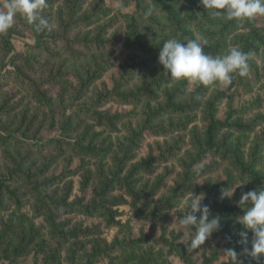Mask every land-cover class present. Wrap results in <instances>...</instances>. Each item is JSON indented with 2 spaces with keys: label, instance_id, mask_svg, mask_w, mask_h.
<instances>
[{
  "label": "trees",
  "instance_id": "obj_1",
  "mask_svg": "<svg viewBox=\"0 0 264 264\" xmlns=\"http://www.w3.org/2000/svg\"><path fill=\"white\" fill-rule=\"evenodd\" d=\"M77 1L75 0L74 4L69 7L68 15L73 14V8ZM130 1L134 3L132 11L120 15V20L113 17L98 24L93 31L94 35L88 41H81L82 47L90 50L93 58L90 59L91 64L89 63L87 69L83 70L86 74L85 80L79 76L80 82L76 90H73V96L70 97L66 106L61 107L62 119L59 123L61 133L42 142L29 139L28 136L24 137L21 133L16 134V130H10L0 123V146L24 149L28 155L35 149L40 154V149L48 148L50 150V153L41 154L45 163L44 168L60 159L67 162H71L75 158L79 160L73 170L65 169L60 174H53L43 184L34 182L31 186L33 190L30 193L34 198V203L31 206L34 217H42V223L34 222L25 212H14L7 220L1 221L0 259L6 260L3 261L4 264H18L20 258L27 256L31 258L32 264H96L101 259H109L110 264H168L165 263V260L158 261L149 258L152 256L151 254H138L133 251L124 260L117 263L116 256L112 257L111 253L114 252L116 245L120 247L121 241L115 244L105 243L104 246H100V243L93 239L91 240L93 242L92 249L89 253L86 248L89 240L85 241V239L98 233V225L94 224L91 228L83 227L80 224L71 225L69 219L60 221L58 218L61 215L78 213L86 217L100 218L107 226H115L119 224L116 219L118 212L113 207L128 204L138 218L148 220L159 215L169 221V216L166 217L158 212L142 213L136 204L139 199L138 194L143 190V188L142 190L136 189L139 180L137 177L141 174L153 173L157 162L177 157L180 153L179 141L183 136L180 134L178 140L171 145L165 143V147L161 148L157 155L150 152L139 161H131L135 158L134 151L137 150L144 131L149 132L153 137H167L176 132H182L193 121L190 114L194 112L200 114L199 119L203 124V133L200 136H194L191 152H186L190 162L182 165L183 171L175 180L174 191L177 190L182 196L192 193L216 197L222 191H228L229 188L236 187L240 183L252 186L263 185L264 187V171L258 169L261 166V149L258 144L254 146L253 150L245 151L239 141L229 145L224 142L218 144L216 141V137L222 129L233 128L243 132L250 129L251 126L244 125L237 120L233 122L219 120L216 117L217 109L214 102L217 96H215V100H213L214 96L210 99L206 97L208 86L199 85L188 98H185L187 81L173 80L165 72L163 66L158 63L160 47L167 39L176 38L186 41L195 38V32L190 28L189 22L186 20L187 17L181 18L177 8L166 0H151L152 4H146L142 0ZM154 3L164 18L162 23H159L157 16L151 12ZM197 6L204 8L199 3ZM101 13L102 10L96 7L91 14L81 17L78 21H86L88 17H91L93 23H96L102 18ZM72 22L74 23V20ZM238 23L239 20L226 21L223 18L220 22L206 18L200 21L197 27L201 29L205 26L211 28V25L219 27L218 32H209V30L198 32L208 41L205 51L214 56L221 55V51L227 46L226 35L232 33L238 27ZM86 24L88 26L89 22ZM118 24L120 26L116 28L115 32L106 37L109 27ZM32 28L35 36L28 47L45 51L49 46L47 45L48 39L43 38L41 31H36L35 25H32ZM158 33H165L166 37H158ZM258 34L259 28L252 25L247 36L236 33L230 38V41L233 45L243 43V47L248 48L251 45L250 39L261 40L257 36ZM57 37L53 41H57L59 39ZM73 43V40L64 42V47L67 51L69 49L70 53H72L71 45ZM6 45L8 51H13L12 58L16 56L18 52L16 48L14 49L12 32L8 34ZM117 46H122L124 50L131 52L134 60L130 63L124 62L119 66L122 72L117 79L113 77L112 89L104 88V93H99L92 102L77 103L76 101L79 97H83L92 82L101 77L113 65L112 56L104 57V55ZM245 51L247 50L245 49ZM51 54L48 52L46 55ZM134 54H140L146 58L137 62L138 55ZM34 61L35 59L28 55L23 61L24 66L12 62L11 68H1L0 81L14 77L18 84L26 86L39 103L49 106L51 98L42 87V84L47 81L46 78L32 77ZM92 67L94 70L90 71ZM96 73L99 75L96 76ZM135 75L138 77L137 83L130 87L129 83L134 80ZM240 80L243 78L240 77ZM174 82L177 83L172 87L168 86ZM104 94L120 105L136 106L144 100L145 118L134 128L131 121L123 120L134 114L133 111L114 115L105 113L107 116L100 114L96 110V103L99 96L103 97ZM216 94L221 95L219 92ZM151 102H155L154 107L151 106ZM84 117L94 120L101 129L96 131L94 125L88 124ZM121 121L125 123L122 126L126 133L122 136H112L113 133L121 132L118 128V123ZM80 129L81 132L78 133ZM195 130L193 127L192 132ZM208 153L209 155L206 156ZM209 156L213 162L203 165L197 174L194 171L195 168L192 167L202 163L203 159L209 158ZM13 171L10 175L0 174V207H3L4 202L9 200L20 206L18 187L12 186V183L23 177L28 178L30 175L21 169ZM68 175H80L82 195L76 196L70 201L73 183L69 182L65 187V195L62 198L53 199L46 192L47 188L54 183H60ZM161 182L162 180L157 181L154 188H158ZM154 188L150 192L156 193L157 191L153 192ZM88 189L90 196L87 198L86 191ZM126 197H130L131 201L128 202ZM176 197L172 196L161 203L169 209L173 204L168 201ZM238 201L239 198L236 197L233 205H229L228 202L223 204L220 202V208L210 211L212 215H218L221 218L220 230L213 232L211 237L223 240L227 250L234 249L237 253H242L245 245L239 243L241 240L239 233L248 231L250 235L252 234L240 223L231 226L232 218L243 215L246 207L239 205ZM179 217L181 219L182 214ZM80 238H84V240H80ZM146 238L150 239L149 236ZM137 242L142 241L139 238L131 243ZM143 242L147 241L143 240ZM159 243L167 248L168 255H177L185 264H196L189 252L186 251L185 246L164 238H160ZM247 247H251L250 243ZM62 251L65 255L62 254ZM242 256L245 260L244 264H256L253 258ZM260 262L264 264V258Z\"/></svg>",
  "mask_w": 264,
  "mask_h": 264
},
{
  "label": "rangeland",
  "instance_id": "obj_2",
  "mask_svg": "<svg viewBox=\"0 0 264 264\" xmlns=\"http://www.w3.org/2000/svg\"><path fill=\"white\" fill-rule=\"evenodd\" d=\"M74 1L75 0H46V6L41 10L40 15L47 19L50 24H54L55 27L50 31L47 29L41 31L43 38L48 39L47 45L49 46L45 51L34 50L28 47V44L33 42L35 33L32 25L28 24L20 15L16 16L14 25L7 33L0 34V69L3 67H6V69L11 68L13 66L11 65L12 62L24 66L25 64L23 61L29 55L35 59L32 77L36 79L37 77H41L47 80L42 84V87L51 98L49 106L39 103L33 98V95L26 86L18 84L14 80V77H9L8 79L0 81V123L7 126L10 130H16V134L21 133L24 137L28 136V138L32 140L44 142V140H48L53 136L56 137L61 133L59 127V123L62 119L61 107L66 106L70 97L73 96V90H76L80 82L79 76L82 80H85L86 74L83 70L87 69L89 63L91 64L90 59L93 58L90 50L82 47L81 41H88V39L94 35L93 31H95L98 24H102L113 17L120 20V15L129 13L134 7L133 1L130 0H78L73 8V14L68 15L69 7L74 4ZM142 1L146 4H152L151 0ZM166 1L177 8L181 18L187 17L186 20L189 22V26L194 30L195 34L205 30H209V32H218L219 27L213 25H211V28L208 26L202 29L197 27V24L205 18L214 19L217 22L222 20V18H214L207 14L205 8L198 7L197 4L199 0ZM4 2L5 0H0V9H2ZM96 7L102 10V18L99 21L93 23L91 17H88L86 21H78L81 17L91 14ZM151 12L157 16L159 23L163 22L164 18L161 16L155 3L153 4ZM72 20H74V23ZM86 22H89L88 26ZM251 24L259 28V34L257 36L261 38L262 42H260L261 40L250 39L249 42H251V45L248 48L243 47V43L233 45L230 38L236 33L247 36L250 33ZM118 26H120V24L117 26H110L109 33H107L106 37L111 36ZM120 30L123 32L121 27ZM10 32H12L14 49L16 48L18 52L13 58V51H8L6 45V40ZM157 35L162 38L166 37L165 33H158ZM56 37L59 39L53 41ZM65 40L74 41L71 45L72 53H70L71 51L69 49L67 51L66 47H64ZM226 42L227 46L223 48L221 55L225 54L227 50L232 47H237L243 52L251 54L248 60V74L242 77L243 80H240L241 76L238 74H233L234 77L232 82L227 87H224L218 82H213L211 85H208L206 97L210 99L214 96L213 100H215V96H217L214 102L217 109L216 117L219 120H226L227 122L237 120L244 125H250L251 128L243 132L236 131L233 128L222 129L217 135L216 141L218 144L224 142L228 145L235 144L239 141L242 143L245 151L253 150L254 146L258 144L259 149H261V166H259L258 169L264 171V16H257L251 21L239 20L238 27L233 30L232 33H229L228 36L226 35ZM245 49L247 51H245ZM45 52L46 54H48V52L52 54L46 55ZM108 55L112 56L111 60L113 65L106 70L101 77H98L92 82L88 91L84 93L83 97H79L76 101L77 103L92 102L99 93H104V88L107 90L112 89L114 84L113 77L117 79L122 72L119 66L124 62L130 63L134 60L131 56V52L124 50L122 46L113 47L104 57ZM134 55H138L136 58L137 62L142 58H146L140 54ZM40 66H42V68H39ZM92 70H94L93 67L90 71ZM96 74V76L99 75L98 73ZM137 78V75H135L134 80L129 83L130 87L137 83ZM186 81L185 98H188L190 93L198 87V85L188 80ZM176 83L177 82H174L168 86L172 87ZM217 92L221 93V95H217ZM144 103L145 101L142 100L136 106L120 105L109 98L108 95L104 94L103 97L99 96V100L96 103V110L104 115L105 113L114 115L120 112L127 113L133 111L134 114L125 117L123 120L126 122L131 121L132 126L135 128L138 123H141L145 118L146 109L144 108ZM150 104L154 107L155 102H151ZM190 116L193 121L188 124L187 128L171 136L153 137L149 132L144 131L143 137L139 140L137 150L134 151L135 158L131 161H139L141 158H145L150 152H152L153 155H157L160 149L165 147V143L171 145L174 141L178 140L180 134L183 136L179 141L180 153L177 157L169 158L164 162H157L153 173H145L137 177L139 180L136 184V189L142 190L143 188V190L138 194L139 199L136 201V204L140 207L142 213L158 212V214H164L166 217L169 216L170 220L168 221L165 217L159 215L156 217L153 216L148 220L138 218L128 204L113 207L114 210L116 209L118 212L116 219L119 224L115 226H107L100 218L86 217L78 213L68 215L60 214L61 217L58 218V220L63 221L69 219L71 225L80 224L83 227L89 228L94 224L98 225V233L85 239V241L89 240V243L86 245L87 252H91L93 244L91 240L93 239H96L97 242L100 243V246H104L105 243L115 244L121 241L120 247L116 245L114 252L111 253L112 257L116 256L117 263H119L120 260H124V258L133 251L138 254H151L152 256L149 258L158 261L165 260V263L168 264H185L177 255H168L167 248L159 243L160 238H164L174 241L181 246H185L187 248L186 251L189 252L196 264H232L223 240L213 239L210 236L205 240L204 244L197 248H192L190 246V241L194 228H184L179 224V216L181 214L184 216L189 210L184 206V202L192 193L182 196L177 190L174 191V187L176 186L175 180L178 179L183 171L182 165L190 162V159H187L186 152H191L194 136H200L203 133V124L199 119V112H194L190 114ZM84 120L88 124H93L96 131L101 129L94 120L88 117H84ZM124 124L123 121L119 122L118 128H120L121 132L111 135H124L126 133L122 126ZM193 127L196 129L195 132H192ZM80 132L81 129L78 133ZM39 151H41V154L50 153L48 148L40 149ZM41 154L38 153L36 149L34 152L31 151L28 155L24 149L0 146V174L10 175L11 171H18V169H21L27 171L30 175L28 178L23 177L19 181L12 183V186L18 187L17 193L21 203L19 206L12 200L4 202V206L0 207V227L1 221L7 220L10 214L14 212H25L34 222L42 223V217H34V211L31 206L34 203V198L30 193V191L33 190L31 186L34 182L43 184L53 174H60L65 169L73 170L79 163V160L76 158L71 162L60 159L44 168L45 163ZM208 155L209 153L206 156ZM218 161L221 162L220 160ZM209 162H213L210 156L209 158L205 157L202 163L194 165L192 168H201ZM42 169L44 170L41 171ZM80 180V175H68L66 179H63L60 183H54L48 187L46 192L51 195L53 199L62 198L65 195V187L68 186L69 182H72L73 189L69 197L71 201L76 196L82 195L80 191ZM159 180H162L161 185L158 188H154ZM262 187L263 185H237L236 187L229 188L228 191L225 189L226 191L224 192L226 193L231 194L233 192L231 197L221 198L222 192L216 197H207L204 195V199L201 203L202 205H207L209 211H213L220 208V202H222V204L228 202L229 205H233L236 197L240 200L242 192ZM152 188H154L153 192H157H150ZM53 191L54 193H52ZM89 192L90 190L88 189L86 191L87 198L90 196ZM172 196H177V199L171 198L168 202L173 205L167 209L161 201L167 200V198ZM126 199L128 202L131 201L130 197H126ZM197 215L199 216V213H197ZM235 223L239 222L237 218L233 217L231 226ZM148 236L151 241L149 238H146ZM139 238L142 242L131 243ZM80 240H84V238H80ZM143 240L147 242L144 243ZM250 240L251 235L249 234V241ZM62 254L65 255L64 251H62ZM238 259L242 260L244 264L245 260L242 255H238ZM3 261L5 262L6 260L0 259V264H4ZM110 262L109 259H101L97 261L96 264H110ZM255 262L256 264H261L260 261L258 262L255 260ZM18 264H32V261L28 256L22 257L19 259Z\"/></svg>",
  "mask_w": 264,
  "mask_h": 264
},
{
  "label": "clouds",
  "instance_id": "obj_3",
  "mask_svg": "<svg viewBox=\"0 0 264 264\" xmlns=\"http://www.w3.org/2000/svg\"><path fill=\"white\" fill-rule=\"evenodd\" d=\"M199 3L207 14L226 21H251L257 16H264V0H199ZM45 6L46 0H5L0 9V34L12 28L17 15L22 16L28 24L35 25L36 31L52 30L55 25L40 15ZM207 44V39L200 34L186 41L169 38L160 47L158 62L173 80H188L198 86L218 82L227 87L232 82L233 74L241 77L248 74L250 53L232 47L225 54L214 56L205 51ZM194 171L199 174L200 169L195 168ZM232 195L233 192L229 194L222 191L221 198ZM203 199L204 194H192L184 202L189 210L179 221L184 228L195 226L190 241L192 248L204 244L213 232L221 228L220 216L212 215L208 206L202 205ZM238 203L246 207L237 221L244 229L251 231V240L248 231H241L239 243L245 245L242 253L238 254L234 249H228L227 252L232 264H243L238 255H246L259 262L264 258V187L242 192ZM249 243L250 248L247 247Z\"/></svg>",
  "mask_w": 264,
  "mask_h": 264
}]
</instances>
